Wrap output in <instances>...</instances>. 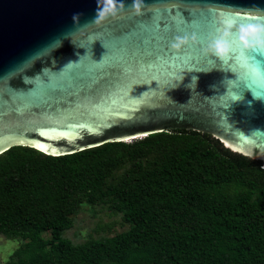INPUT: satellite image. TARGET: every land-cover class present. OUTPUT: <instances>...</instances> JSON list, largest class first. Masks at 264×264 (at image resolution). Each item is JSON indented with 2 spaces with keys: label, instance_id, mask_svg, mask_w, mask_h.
Returning a JSON list of instances; mask_svg holds the SVG:
<instances>
[{
  "label": "water",
  "instance_id": "95a60500",
  "mask_svg": "<svg viewBox=\"0 0 264 264\" xmlns=\"http://www.w3.org/2000/svg\"><path fill=\"white\" fill-rule=\"evenodd\" d=\"M178 128L264 167V0H0V154Z\"/></svg>",
  "mask_w": 264,
  "mask_h": 264
},
{
  "label": "trees",
  "instance_id": "16d2710c",
  "mask_svg": "<svg viewBox=\"0 0 264 264\" xmlns=\"http://www.w3.org/2000/svg\"><path fill=\"white\" fill-rule=\"evenodd\" d=\"M90 209L119 220L66 237ZM0 236L17 242L0 264H264V167L184 128L60 156L15 145L0 154Z\"/></svg>",
  "mask_w": 264,
  "mask_h": 264
},
{
  "label": "rangeland",
  "instance_id": "374dc122",
  "mask_svg": "<svg viewBox=\"0 0 264 264\" xmlns=\"http://www.w3.org/2000/svg\"><path fill=\"white\" fill-rule=\"evenodd\" d=\"M140 138V137H137ZM131 140H128L126 142H129ZM118 219V217H110L108 216L105 211L103 212H96L94 209L90 210H82L77 217L75 218L74 226L69 230L66 231L64 234L66 237L72 239L73 241H82L85 238L89 236V234H92L93 236H98L100 233L96 230L100 227V225H105L106 223H110L112 220ZM128 228L127 225H115L114 229H112L109 232H105L107 235H112L115 232L126 230ZM7 242L9 244H12L11 247L7 245ZM17 245L16 241H12L6 239L2 236H0V262L6 261L10 254L12 253L14 246Z\"/></svg>",
  "mask_w": 264,
  "mask_h": 264
},
{
  "label": "bare ground",
  "instance_id": "6f19581e",
  "mask_svg": "<svg viewBox=\"0 0 264 264\" xmlns=\"http://www.w3.org/2000/svg\"><path fill=\"white\" fill-rule=\"evenodd\" d=\"M126 141H128V139Z\"/></svg>",
  "mask_w": 264,
  "mask_h": 264
}]
</instances>
